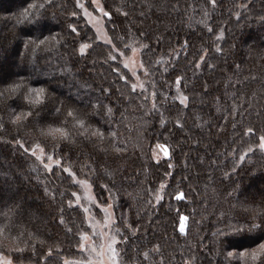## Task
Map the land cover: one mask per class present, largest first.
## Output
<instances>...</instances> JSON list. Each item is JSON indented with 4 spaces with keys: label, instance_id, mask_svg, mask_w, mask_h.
<instances>
[{
    "label": "trees",
    "instance_id": "16d2710c",
    "mask_svg": "<svg viewBox=\"0 0 264 264\" xmlns=\"http://www.w3.org/2000/svg\"><path fill=\"white\" fill-rule=\"evenodd\" d=\"M100 3L109 42L77 0H0V253L81 258L84 179L122 264H264V0Z\"/></svg>",
    "mask_w": 264,
    "mask_h": 264
},
{
    "label": "rangeland",
    "instance_id": "374dc122",
    "mask_svg": "<svg viewBox=\"0 0 264 264\" xmlns=\"http://www.w3.org/2000/svg\"><path fill=\"white\" fill-rule=\"evenodd\" d=\"M77 2L79 6L81 4L84 5V8L80 7L82 14L95 30L98 39L109 42L104 27V12L102 13L100 11L102 8L100 0H95V2L94 0H90L92 8L87 7L85 0H77ZM84 9H87V12ZM118 53L121 55V61L125 67L133 75V85H136V88H141L140 85L144 83L142 76L144 72L140 61V48H131L127 55L122 54L121 51H118ZM32 153L44 163L47 169L58 164V160L47 156L42 147L36 146L32 149ZM163 155L164 151L162 149L158 148L155 151V156L159 157ZM76 182L79 184L80 191L75 196V203L79 204L84 212L88 232L82 235L81 242L78 246L81 252V258L70 261L66 260L65 262L66 264H113L112 249L114 248L116 253H118V237L114 227L115 218L112 206L110 204L99 205L97 203L92 187L87 180L79 179ZM105 208L107 209V216L103 210ZM85 209L88 211L85 212ZM182 224L184 227V223ZM113 238H115V243H113ZM82 243L84 245L83 248L81 247ZM9 260L11 264H17L11 256L0 253V264H7ZM116 264H122L118 255L116 256Z\"/></svg>",
    "mask_w": 264,
    "mask_h": 264
},
{
    "label": "snow or ice",
    "instance_id": "6c2138e0",
    "mask_svg": "<svg viewBox=\"0 0 264 264\" xmlns=\"http://www.w3.org/2000/svg\"><path fill=\"white\" fill-rule=\"evenodd\" d=\"M94 2H95V0H94ZM213 2H214V0H213ZM31 7H35V5H29V8H31ZM80 7H81V8H84V5L81 4ZM84 10H85V12H87V9H84ZM28 11H29V9L26 8V9H24V12L22 13V15L24 16L25 19H28ZM100 11L103 13V12H104L103 8H101ZM74 15H75V13H74ZM104 15L107 16V15H110V14H109V13H104ZM73 30H75V29H73ZM41 43H43V41H41ZM86 47H87V45H82V46H81V49H80L81 52H83L84 49H85ZM112 59L115 60V59H116L115 56H113ZM203 59H204V57H201V60H203ZM179 83H180V78L177 77V84H179ZM135 87H136V85H133V89H135ZM140 87L143 88V84H141ZM153 95H155V94L153 93ZM184 99L186 100V97H185ZM17 119H19V117H17ZM248 131L250 132V131H252V130L249 129ZM260 141H261V142H260V148H261V149H264V136H262V137L260 138ZM158 147H160V148L164 151V155H165V156L168 155V151H167V149H166V147H165L164 145H158ZM241 159H243V157H241ZM161 187L163 188V185H161ZM180 196H182V194H178V198H179ZM159 199H161V197L157 196V200H158V201H159ZM77 202H78V201H77ZM70 203H71V202H70ZM109 207H110V206H109ZM103 210L105 211V214H106V216H107V215H108V213H107V209L105 208V209H103ZM87 211H88V210L85 209V212H87ZM181 219H183V217H182ZM229 227H231V226H229ZM242 227H243V226L241 225L240 227L232 228V229H231V232L225 234L226 237L232 236L233 234H237V235H238V234L241 232V228H242ZM255 229H259V230L261 231V233L264 234V223H262L261 225H255V224H253V225H251V227L248 229V231H253V230H255ZM180 230H181V232L184 231L183 224H181V228H180ZM115 242H116V241H115V238H113V243H115ZM223 243H224L226 246H228V244H227V240L223 241ZM81 247H82V248L84 247L83 243L81 244ZM228 247H229V246H228ZM259 247H260V249L264 250V243H261V244L259 245ZM21 251H22V250H21ZM112 253H113V256H112L113 264H116V256H117L118 254L116 253V251H115L114 248L112 249ZM229 255H231V253H229ZM254 255H255V254H254ZM7 264H11V261L9 260V261L7 262Z\"/></svg>",
    "mask_w": 264,
    "mask_h": 264
}]
</instances>
